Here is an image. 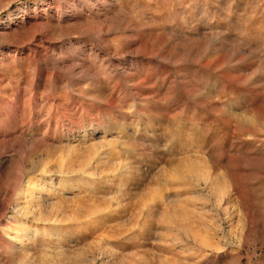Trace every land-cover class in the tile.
<instances>
[{
	"label": "rangeland",
	"instance_id": "rangeland-1",
	"mask_svg": "<svg viewBox=\"0 0 264 264\" xmlns=\"http://www.w3.org/2000/svg\"><path fill=\"white\" fill-rule=\"evenodd\" d=\"M0 264H264V0H0Z\"/></svg>",
	"mask_w": 264,
	"mask_h": 264
}]
</instances>
